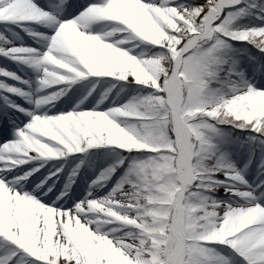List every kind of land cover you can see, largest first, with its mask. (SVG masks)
I'll return each instance as SVG.
<instances>
[{
  "label": "snow or ice",
  "instance_id": "6c2138e0",
  "mask_svg": "<svg viewBox=\"0 0 264 264\" xmlns=\"http://www.w3.org/2000/svg\"><path fill=\"white\" fill-rule=\"evenodd\" d=\"M0 264H264V0H0Z\"/></svg>",
  "mask_w": 264,
  "mask_h": 264
}]
</instances>
